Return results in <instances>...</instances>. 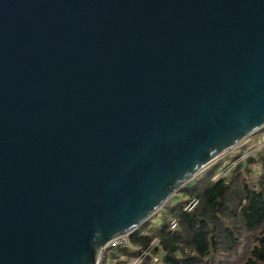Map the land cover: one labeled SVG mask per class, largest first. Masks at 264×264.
Returning <instances> with one entry per match:
<instances>
[{
  "label": "water",
  "instance_id": "obj_1",
  "mask_svg": "<svg viewBox=\"0 0 264 264\" xmlns=\"http://www.w3.org/2000/svg\"><path fill=\"white\" fill-rule=\"evenodd\" d=\"M264 128V0H0V264H99Z\"/></svg>",
  "mask_w": 264,
  "mask_h": 264
},
{
  "label": "trees",
  "instance_id": "obj_2",
  "mask_svg": "<svg viewBox=\"0 0 264 264\" xmlns=\"http://www.w3.org/2000/svg\"><path fill=\"white\" fill-rule=\"evenodd\" d=\"M220 162L129 235L130 247L105 250L99 264H127L148 249L142 264H264V147L215 178ZM180 194L187 199L174 204ZM191 201L196 205L186 211Z\"/></svg>",
  "mask_w": 264,
  "mask_h": 264
},
{
  "label": "rangeland",
  "instance_id": "obj_3",
  "mask_svg": "<svg viewBox=\"0 0 264 264\" xmlns=\"http://www.w3.org/2000/svg\"><path fill=\"white\" fill-rule=\"evenodd\" d=\"M263 147H264V128L261 129L255 135H253V136L245 139L244 141L240 142L237 146H235L232 149V151H230L227 154H225L224 156L219 157L218 159L214 160L212 163L207 165L198 175H200L202 172H204L211 165L221 161L220 164H222V167H221L222 169L218 170L219 173H217L215 178H219L221 175L227 176L229 174L230 170H232L237 165L241 164V162H243V160H245L248 156H251L255 152L260 151ZM243 152H245V154L242 155L241 157H239L240 156L239 154H241ZM186 199H187V196H185V195L182 196L180 194V196L178 198L174 199V204H176L178 202H183Z\"/></svg>",
  "mask_w": 264,
  "mask_h": 264
},
{
  "label": "built area",
  "instance_id": "obj_4",
  "mask_svg": "<svg viewBox=\"0 0 264 264\" xmlns=\"http://www.w3.org/2000/svg\"><path fill=\"white\" fill-rule=\"evenodd\" d=\"M195 205L196 203L194 201H191L186 205L185 210L190 211ZM172 224H173L172 228H174L175 226L174 222H172ZM155 244L156 242L154 241L152 245H155ZM117 247H125V248L130 247L128 236H121V237L113 239L112 241L109 242L106 249H113ZM104 251L105 250L101 252L99 261ZM149 256H150V249L141 251L134 258L129 259L127 264H142L143 260H145ZM152 262L156 264L158 262L157 258H153Z\"/></svg>",
  "mask_w": 264,
  "mask_h": 264
},
{
  "label": "bare ground",
  "instance_id": "obj_5",
  "mask_svg": "<svg viewBox=\"0 0 264 264\" xmlns=\"http://www.w3.org/2000/svg\"><path fill=\"white\" fill-rule=\"evenodd\" d=\"M173 225V224H172Z\"/></svg>",
  "mask_w": 264,
  "mask_h": 264
}]
</instances>
